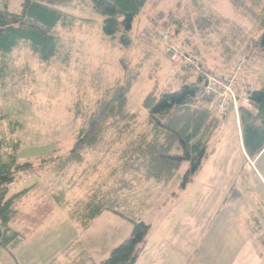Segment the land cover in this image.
<instances>
[{
    "label": "rangeland",
    "instance_id": "1",
    "mask_svg": "<svg viewBox=\"0 0 264 264\" xmlns=\"http://www.w3.org/2000/svg\"><path fill=\"white\" fill-rule=\"evenodd\" d=\"M197 2L204 13L220 19L215 33L203 39L186 30L192 20L188 17L194 13L192 0H148L133 22L129 48L103 34L102 17L84 0L78 9L67 12L63 31L70 49L67 63L44 64L26 49L16 51L14 65L28 72L18 81L14 74V94L0 100V107L19 126L9 134L8 120L0 124V130L6 143H19V160L47 155L58 159L68 154L84 115L101 93L122 79L121 60L139 71L129 90V109L140 122H145L143 102L151 91L158 94L178 87L179 64L186 61L183 52L192 48L193 41L214 74L230 72L235 56L244 54L246 80L264 87V56L243 50L244 40L259 33L257 24L229 0ZM170 10L181 16L183 25L177 34L170 25L160 30V20H167ZM159 30L168 35L178 53H165ZM187 40L191 44L184 46ZM222 40L223 47L228 45L236 52L229 63L222 60L223 48L218 44ZM213 117L218 124L208 142V156L191 182L182 188L187 162L166 184L133 181L131 189L123 187L118 194H108V203L115 197L119 203L114 209L126 218L104 211L86 229L70 219L68 212L96 188L104 194L119 178H132V171L125 172L122 163L128 141H115L117 133L110 132L104 142L108 146L105 155L88 153L82 164L69 168L64 176L40 170L35 160L34 173H19L8 187L12 195L36 182L26 196L15 201L18 215L11 225L23 239L12 254L0 246V264H99L130 235L131 220L150 225L136 264H183L187 258L203 264L209 258L218 259L227 264L241 246L246 250L247 243L264 237V150L254 160L246 155L232 107L225 116ZM61 191L63 206L55 197Z\"/></svg>",
    "mask_w": 264,
    "mask_h": 264
},
{
    "label": "trees",
    "instance_id": "2",
    "mask_svg": "<svg viewBox=\"0 0 264 264\" xmlns=\"http://www.w3.org/2000/svg\"><path fill=\"white\" fill-rule=\"evenodd\" d=\"M82 1L84 0H0V100L9 99L14 94V74H17L18 81L28 72L26 67L16 68L14 65L13 56L16 51L26 49L44 64L69 61L70 49L63 37L67 12L78 9ZM87 1L91 9L102 17L103 34L118 38L121 47L129 48L132 44L133 22L148 0ZM197 1L192 0L194 13L188 17L192 20L186 30L203 39L208 34L215 33L220 19L217 15L204 13L203 7H200ZM229 2L257 24L259 30L255 37L244 40L243 50L249 55L260 54L263 57L264 0ZM166 16L167 20H160V30L166 31L170 25L177 34L183 25L181 16L172 10ZM161 33H158L159 40ZM190 41L183 42V45H190ZM202 42L213 45L206 40ZM233 42L236 44L235 39ZM218 44L223 48V63L231 62L233 53L236 52L228 45L223 47V40ZM191 47H186L183 52L186 61L179 64L178 87L174 91H162L158 94L151 91L144 99L143 106L147 112L145 122H140L138 115L129 109V90L139 71L136 68L130 69L129 63L121 60L125 71L122 79L97 97L93 109L84 115L83 125L75 136L72 148L64 157L56 159L54 155H47L34 157V160H19V143H6L4 133L0 130L1 247L12 254L11 250L22 242L23 235L11 225L18 215L14 204L19 198L26 196L36 183L9 195L8 187L16 181L17 175L33 174L34 161L37 160L40 170L48 171L57 177L64 176L69 168L82 164L88 153L105 155L108 146L104 142L110 132L117 133L115 141H128L123 146L122 163L125 172L132 171L130 175L133 180L121 177L115 181L116 184L113 183L114 185L107 188L104 194H99L97 190L101 188H96L93 195H89L86 200H79L76 208L68 212V216L82 228H88L104 211H111L126 218L124 213L114 209L118 202L115 197L108 203V194H118L123 187L131 189L133 181L138 183L141 179L143 182L166 184L184 162L188 163V168L182 177V188L193 180L203 160L208 156V142L218 122L213 117L211 97L204 93L207 76L214 75L215 71L207 66L198 43L193 41ZM165 53L174 54L166 49ZM186 55L191 58L188 59ZM8 120L9 134H12L19 123L12 121L10 114L0 107V124ZM239 123L246 155L250 160H254L264 149V88L250 91L246 103L239 104ZM2 149L5 151H1ZM116 170L115 166L111 173L114 174ZM118 182L121 183L117 184ZM72 185H75L74 182ZM64 196L63 191L55 194L56 201L62 206ZM131 222L130 235L115 246L99 264H136L145 247L150 225L140 220ZM259 240L264 244L263 236L259 237Z\"/></svg>",
    "mask_w": 264,
    "mask_h": 264
},
{
    "label": "built area",
    "instance_id": "3",
    "mask_svg": "<svg viewBox=\"0 0 264 264\" xmlns=\"http://www.w3.org/2000/svg\"><path fill=\"white\" fill-rule=\"evenodd\" d=\"M161 40L166 45L167 51L176 52V47L168 42L165 33L161 34ZM245 62V56L238 55L230 72L207 76L204 93L211 97V106L218 115L225 114L230 107L237 112L239 104L246 103L248 93L255 89L249 82L239 80Z\"/></svg>",
    "mask_w": 264,
    "mask_h": 264
},
{
    "label": "crops",
    "instance_id": "4",
    "mask_svg": "<svg viewBox=\"0 0 264 264\" xmlns=\"http://www.w3.org/2000/svg\"><path fill=\"white\" fill-rule=\"evenodd\" d=\"M246 68H247V66H246ZM246 68H245L243 76H242V78H244V79H245ZM248 82H250V81H248ZM250 84L254 85L256 88H264V87H261L260 85H255L252 82H250ZM234 115H235V119H236L237 126L239 129V136H241L239 114L236 115L234 113ZM253 162L254 161H252V163ZM253 233H255V232H253ZM255 234H257V233H255ZM250 240H252V239H250ZM247 245L248 246H247L246 250H243L244 246H241L239 248V251L235 254V256H233L232 260L229 261L227 264H264V244L260 242L259 236L256 237V239L254 241L252 240V242L247 243ZM203 263L204 262H201V260H198V259L195 260L193 258H187V260L183 264H203ZM205 263H207V264H220V262H218V259H210V258ZM223 264H226V263H223Z\"/></svg>",
    "mask_w": 264,
    "mask_h": 264
}]
</instances>
